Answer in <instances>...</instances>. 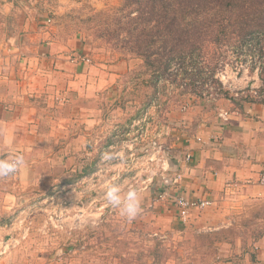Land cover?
Wrapping results in <instances>:
<instances>
[{"label": "rangeland", "instance_id": "obj_1", "mask_svg": "<svg viewBox=\"0 0 264 264\" xmlns=\"http://www.w3.org/2000/svg\"><path fill=\"white\" fill-rule=\"evenodd\" d=\"M127 3L128 0H0V44L18 30V22L24 10H33L40 19L44 17L49 21L46 25L59 41H76L79 49L94 61L111 64L125 60L128 64L127 75L119 80L118 94L113 93L111 96L115 98L116 105L109 106L108 100L105 102L106 95L103 97L106 118L101 123L102 133L97 129L91 135L92 140L94 135L99 134L104 138L106 129L111 133L114 124L118 123L121 128L118 130L126 136L119 153L113 155V159L118 162L113 161L91 178L101 181L98 186L69 190L54 188L52 185L61 186L62 181L67 179L72 182L81 175L76 171L65 173L57 170V166H64L66 161L80 167L88 166L94 163L95 156L88 149V145L84 148L83 141L76 147L70 140L49 137L48 141L39 146L41 153L37 159L43 172L35 177L37 179L41 176L45 182L39 187L31 186L24 193L36 199L55 189V196L59 199L56 203L64 205L60 207L53 204V209H48L46 206L49 200L45 201L48 196H44L37 201L39 204H33L36 200H30L31 202L22 206L17 204V212L13 214L11 210H4L3 198L6 192L0 189V217L8 219L4 224L8 229L17 228V236L10 243L2 241L5 243V250H0V264H5V259L9 263L15 260L19 264H49L67 259H98L103 264H216L233 257L234 243L237 240L240 239L241 244L247 246L264 235V199L248 202L240 210L232 212L230 233L220 237V241L213 240L211 244L206 238L199 236L210 232H159L155 227L144 231L141 225L134 223L136 218L128 221L119 215L118 210L106 206L104 193L111 185H120L123 192L130 188L138 190L139 187L135 188L138 186L137 179L141 189L149 192L150 187L146 188L148 177L157 178L164 173L170 177L174 174L177 168L169 165L168 161H175L171 154L174 148H170L177 140L172 137L175 130L180 128L184 131H199L214 125H227L231 117L239 114L245 104H259L245 102L243 99L261 100L263 97L260 93L264 85L261 78L262 74L264 76L263 60L258 58L261 57L259 54L249 52L247 45H243L241 51L228 46L222 52L219 50L217 56L212 52L201 54L196 73L191 75L188 73L191 70L188 66L191 58H187L184 64L179 60L174 61L169 70L170 77L164 81L160 79L156 87L147 85L151 75L145 72L143 74L145 68L141 58L124 41L126 33L123 31L127 28L125 24L136 15L134 12L129 17L126 16L131 9ZM120 28L122 31H119ZM196 56L199 57L195 54L193 58ZM209 65L217 67L210 69ZM198 71H201L199 77L196 75ZM175 73L176 82H173L171 79ZM190 80L195 81L194 85H187ZM214 80L221 87L216 86ZM150 97L154 98L148 113L141 111L139 108ZM139 115L140 119L146 118L145 124H148L151 135L141 143L153 142V138L161 133L160 141L165 153L155 155L153 163L147 162V157L140 152L137 153L136 146L139 147L141 143L130 146L129 141L137 135L136 128L132 125L136 121L135 117H140ZM176 123L180 125L176 126ZM88 141L89 139L86 144ZM69 145L75 148L71 149L74 154L64 151V147ZM131 153L138 160L130 168L127 162ZM187 156L186 154L183 160L188 163ZM111 160L110 154H106V161ZM165 160L166 166L163 167ZM145 167L149 169L146 170ZM131 177L136 178L134 183L129 182ZM63 201H70L72 204L66 205ZM169 201L157 202L153 198L155 203L166 204ZM64 206L65 210L62 209ZM74 215L79 217L72 219ZM68 217L71 218L66 220ZM3 222L0 220V223ZM260 261L259 264H264V260Z\"/></svg>", "mask_w": 264, "mask_h": 264}, {"label": "crops", "instance_id": "obj_2", "mask_svg": "<svg viewBox=\"0 0 264 264\" xmlns=\"http://www.w3.org/2000/svg\"><path fill=\"white\" fill-rule=\"evenodd\" d=\"M47 22L46 18L40 19L39 15H35L33 10L25 9L18 22V30L0 44V159L20 153L27 162L17 171L14 179H0V189L6 192L3 208L13 214L17 212V204L22 206L30 200L39 204L37 201L44 196H48L45 200H49L48 209L53 204L62 207L64 204L56 203L59 199L55 196V187L69 190L98 186L101 181L91 178L113 161L118 162L113 155L119 153L121 143L126 139L125 134L118 130V123L114 124L111 133L106 129L104 138L99 134L94 135L92 140L91 135L97 129L100 131L106 118L103 97L106 95L105 102L108 100L109 106L116 105L115 98L111 96L118 94L119 80L128 73L127 62L119 60L103 64L94 61L79 49L76 41H59L47 27ZM214 126L199 131L175 130L172 137L177 140L170 145L174 148L171 154L175 161H168L182 173L181 192L188 199H209L213 205L192 211L187 224H182L171 199L166 204L153 202V190H142L134 177L142 207V214L134 223L141 225L144 231L153 227L159 232L195 233L227 229L232 226V212L240 210L248 202L264 199V185L258 183L259 175L264 172V106L245 104L227 125ZM160 135L155 136L153 142L136 146L137 153L142 154L154 143L163 146ZM51 136H56V140H70L76 147L85 142L84 148L88 145L95 161L83 167L68 161L64 162V166H57V170L65 173L76 171L81 175L72 182L67 179L62 181L61 186L52 185L54 190L33 199L24 192L45 182L41 176L35 178L43 172L37 157L41 153L39 146ZM71 149L75 150L73 145L64 147V151L74 154ZM106 154H110L111 161H106ZM186 154L191 156L188 163L183 160ZM134 178L131 177L129 182L134 183ZM63 202L72 204L70 201ZM62 209L65 210V206ZM77 217L79 215H74L72 219ZM0 220L4 221L0 223L1 250L5 248L3 240L10 243L17 236V228L8 229L4 225L8 219L3 216ZM234 244L233 257L216 264H259L260 260H264V235L250 246L241 244L240 239ZM7 262L5 259V264H19L15 260ZM49 264L103 263L98 259H67Z\"/></svg>", "mask_w": 264, "mask_h": 264}, {"label": "trees", "instance_id": "obj_3", "mask_svg": "<svg viewBox=\"0 0 264 264\" xmlns=\"http://www.w3.org/2000/svg\"><path fill=\"white\" fill-rule=\"evenodd\" d=\"M127 5L131 9L126 16L134 12L136 15L125 24L124 41L141 58L145 68L143 74L151 75L147 80L149 82L145 81L151 87H156L160 79L164 81L170 77L172 62L179 60L184 64L187 58H191L188 65L191 75L196 73L201 54L212 52L217 56L219 50L222 52L228 46L241 51L243 45H247L249 52L261 56L258 58L263 60L264 71V0H128ZM121 28L119 31H122ZM195 54L199 57L194 59ZM209 68L215 69L213 65ZM183 71L187 72L186 69ZM196 75L201 76V71ZM172 76L171 80L176 82L177 74ZM261 78L264 84L263 74ZM213 82L221 87L217 81ZM194 83L190 80L187 85ZM260 93L263 95L261 100L246 98L242 101L264 106V85ZM153 98L146 99L139 109L149 111ZM135 118L138 120L141 116ZM229 233L230 228H227L199 236L211 244Z\"/></svg>", "mask_w": 264, "mask_h": 264}, {"label": "built area", "instance_id": "obj_4", "mask_svg": "<svg viewBox=\"0 0 264 264\" xmlns=\"http://www.w3.org/2000/svg\"><path fill=\"white\" fill-rule=\"evenodd\" d=\"M49 22V21H48ZM148 113V111H147ZM146 113V115H147ZM147 123L146 118L136 120L133 122L132 127L136 128L137 135H134V137L129 141L130 146L133 147L137 145V143H141L148 139L151 135L149 131V127ZM139 130V131H138ZM152 134V133H151ZM151 139V138H150ZM149 139V140H150ZM165 153L163 146L154 143L149 148H145L144 152L142 153L143 156H146V161L153 163V158L157 154L163 155ZM187 161L191 159V156L187 154ZM151 157V158H150ZM138 158H135V154L131 153L130 159L127 162L128 166L131 168L133 163L136 162ZM163 167L166 166V160L163 162ZM146 170L149 169V167H145ZM179 170H175L174 174L172 176H168V174L164 173L161 174L157 178L148 177L146 180V188H151L153 190V197L157 202H165L167 200H170L173 202L177 209V215L178 219L182 224L187 223L190 213L194 210H203L206 207L212 206L213 201L209 199H197V200H190L188 199L180 190L181 188V182L183 181L182 173ZM173 173V171H172ZM15 176V175H14ZM258 182L260 185H264V173L260 175ZM149 188V189H150Z\"/></svg>", "mask_w": 264, "mask_h": 264}, {"label": "clouds", "instance_id": "obj_5", "mask_svg": "<svg viewBox=\"0 0 264 264\" xmlns=\"http://www.w3.org/2000/svg\"><path fill=\"white\" fill-rule=\"evenodd\" d=\"M26 163L23 154L20 153L0 159V179L12 177L20 168L26 166ZM104 200L107 207L118 210L119 215L128 221L134 220L142 212L141 199L134 188L123 192L120 185H111L104 193Z\"/></svg>", "mask_w": 264, "mask_h": 264}]
</instances>
